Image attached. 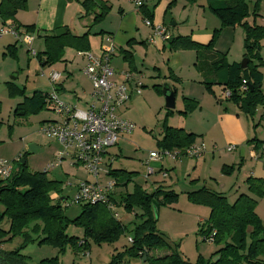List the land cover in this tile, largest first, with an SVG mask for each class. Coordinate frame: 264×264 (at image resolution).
<instances>
[{
    "label": "rangeland",
    "instance_id": "374dc122",
    "mask_svg": "<svg viewBox=\"0 0 264 264\" xmlns=\"http://www.w3.org/2000/svg\"><path fill=\"white\" fill-rule=\"evenodd\" d=\"M246 1L248 4H251V6L255 3V0ZM186 2L187 6L184 7V9L180 1H177V4L178 10L183 11L181 24L186 27L187 30L193 26L195 18L197 22L199 24L202 23L201 26H203L202 14L205 12L207 13V19L204 18V20L207 26H212V21H215L216 24L219 22L217 17L209 10L206 0H190ZM257 7L261 17H256L255 22L257 24L260 23L264 28V0H260ZM187 18H189V22H186ZM168 20L171 21L172 19L168 17ZM214 28H216V30L219 29L218 27ZM234 29L235 30H232L230 33L229 44L226 45L227 48H229L228 55L223 56L226 64L232 59L235 62L233 64L240 66L243 62V41L240 28ZM222 31L224 33L223 37L227 38V33L230 31H227V28H225L219 32L221 33ZM234 31L235 33H233ZM2 38L0 39V43H2ZM37 41L39 40H36L32 48L35 51H40L41 47H38ZM224 41L226 44L228 38ZM217 43L218 41L216 39L214 45L216 46ZM18 49H20V54L22 53L23 56L20 57L19 55V58L16 60L3 57V50L1 49L0 51V160L10 162L12 164L13 173L20 170L19 159H24L26 172L43 173L46 172L47 165L55 159L57 153L55 155L53 154L54 149L59 148L60 151V147L53 139H48L41 135L39 133V128L42 124V120L51 117V120L48 119L46 122L57 121L58 118L51 111L50 105L38 113L26 115L24 118L15 116L14 110L17 105L22 104L24 98L30 99L35 92L47 94L51 92L52 88L48 80L45 76H40V71H43L45 74H48L50 70L56 71L59 69L61 62H56L51 67L40 68L35 58H29V55L24 52L23 48ZM261 51L264 56V48L262 50L261 47ZM40 52H43V49ZM192 69L193 67L190 68L191 71ZM260 71L264 72V67H261ZM183 79L188 80L185 74H183ZM184 80V83L182 81H175V83H178V86L172 85L177 88L176 93L174 89L172 90L176 94V96L174 94V100L175 98L176 100L174 101L173 109H167L165 106L163 91L166 88L165 85L160 82L158 84H160L161 95L156 93L157 96L151 95L146 98L140 96L141 94L139 96H134L135 98L133 99L135 102L131 105L127 104V110L120 112V109H118L116 111V114L120 116V118L130 121L134 125V130L129 135L122 136L117 146L115 145V147L111 149L108 148V153L113 156V159L110 163L104 158L101 169L106 170L107 173L108 171L115 172L113 175L109 176L110 178H114L117 182V186L112 195L114 206L110 213L112 215L116 214L114 218L127 229L124 235L114 243L102 242L96 244L92 240H88L89 248L86 251L80 252H76L70 245H67L62 252H59V250L53 246L47 244L39 245L36 242L23 245V241L20 237H13L10 240L6 238L0 246V250L9 253L19 249L20 254L24 256L30 264H39L42 260L52 258H56L58 264H124L118 263L113 257L116 256L117 253H121L124 247L130 245L127 243V238H131L130 231L133 229V224L140 222L139 218L142 212L135 206H132L131 210L127 211L124 205L120 204L121 198L133 194L137 189H140L146 194H151L158 188L156 187L154 189L156 183L163 182L165 188H161L160 191L168 192L171 190L174 192L176 198L173 202L166 204L163 196L158 198L161 204L157 207V210H155V226L157 232L165 239L167 248L151 252V256H162L170 254L175 250L180 259L186 264H196L199 259L209 261L212 255L221 247V245L205 242L200 234L202 224L205 223L209 217V209L205 206L191 203L186 194L200 187H205L207 189H212V187H214L215 191L220 193L216 186L218 183L224 187L222 194L225 196L227 202L232 204L234 200H236L234 198L238 195L247 194L248 186L245 180L248 178L247 176L251 171L255 174L254 178L264 180V156L254 160L245 156L244 165H240L239 169L237 166L231 175L227 174L225 177L228 178H221V170L216 171V169L220 168L218 163L214 167L202 166L200 168V170H203L202 172L200 170L193 172L192 165H189L188 168L182 165L169 170V165L174 163L170 162L167 158H163L160 162L149 163V166L155 169L156 173L145 179L144 163L147 160L149 152L158 150V142L163 136V124L174 129H184V126H186V128H191L193 130H211L210 124L214 119L213 115L215 111L208 104H202L201 106L204 99L203 96L201 97V86L195 83L185 82ZM7 83H11L21 91H24L23 97H9ZM151 86V83L145 81V86L141 88V93L143 91H150ZM56 88L58 98L61 102L65 101L69 104L80 106V104L71 100L69 93L62 92L63 88H61L60 91L58 86ZM260 90L264 96V84ZM214 92L218 96L219 89L215 88ZM191 101L198 102L199 104L196 108H192L191 112L184 115L179 114V112L188 111V107L193 105ZM221 101L223 104L220 106V111L223 110V108L233 107L231 101L222 98ZM263 107L264 102L256 106L253 116H244L242 114L240 116L244 125L246 126L247 124L249 126L252 136L255 135V138L261 142L255 153H260L261 147L264 146V120H261L259 117ZM170 112L172 114L168 115ZM55 118H57V120H55ZM30 144L37 146L39 150H36L35 153H31L28 149V145ZM204 145L205 147L207 146L206 151L209 152L211 147L206 143H204ZM227 146L224 143H218L215 146V150H213L216 153L215 156L218 157L220 154L226 153L225 148ZM226 154H238V150H233L231 154ZM192 160L194 159L182 161L183 163L186 161L194 163ZM161 169H163V171L168 170L170 177L162 178L158 173ZM46 178L60 185L62 190L60 196H62V198L68 197L70 199L77 185L84 181H93V177L88 175L81 167H70L68 160H65L60 167L47 171ZM103 180H105V178ZM192 180L197 181L195 182ZM54 197L55 195H52V198ZM253 198H255L256 201V214L264 226V194L260 198ZM61 208L64 216L71 221L80 214L82 205L67 206L63 202ZM8 228L9 221L5 218L0 223V229L6 232ZM65 234L67 237H74L80 240L84 238L83 229L72 225L67 227ZM129 264L141 263L131 260Z\"/></svg>",
    "mask_w": 264,
    "mask_h": 264
},
{
    "label": "trees",
    "instance_id": "16d2710c",
    "mask_svg": "<svg viewBox=\"0 0 264 264\" xmlns=\"http://www.w3.org/2000/svg\"><path fill=\"white\" fill-rule=\"evenodd\" d=\"M206 2L209 10L220 22L219 29L213 31L209 44L204 47L191 42L187 37H176L168 42L170 49L194 51L201 48L212 49L220 30L240 28L243 32L242 57L247 64L245 69L235 64H226L224 56L214 63V66L216 72L223 70L226 73V80L217 85L222 86L229 93L227 100L231 101L242 115L251 117L256 106L264 102V96L260 90L264 84V72L260 71V68L264 67V56L261 54L264 28L255 22L260 0H255L251 8L246 0H206ZM81 6L85 15L90 14L89 12L95 14L94 25L99 24L110 10L106 3L96 0H85ZM96 6L98 11L94 9ZM143 6L139 10L143 9ZM24 8L25 0H1L0 20L3 23L1 25H4L7 20H12L16 13ZM144 15V19L151 21V15L147 11H144ZM11 24L20 29L16 24ZM24 29L26 32L33 30L31 26H25ZM87 36L88 32L79 38L70 37L68 33L59 38L54 34L44 36V50L37 52L36 56L39 67H51L58 62L62 50L67 46H72L77 52L88 51ZM18 44L15 42V45ZM15 45L7 47L2 56L16 60ZM6 85L9 97H23L24 91L11 83ZM213 85L207 82L204 84V89L212 94ZM242 87H246V90ZM152 88L161 95L160 86ZM46 96L47 94L35 92L30 99L24 98L22 104L15 108L14 115L24 118L26 115L38 113L45 108ZM191 102L193 105L188 107V111H182L179 114L184 115L197 107V102ZM171 114V112L168 113V115ZM162 128L163 136L158 142V149L182 151L189 148L200 137L187 133L183 129L168 127L166 124H163ZM21 160L24 161L19 159V162ZM235 168L224 166L221 168V173L230 175ZM237 168L239 169L240 165ZM25 169V162L20 163V170L11 172L8 178L0 180V223L5 218L9 221L8 231L0 229V246L6 238L10 240L13 237H20L23 245L35 242L39 245L47 244L57 248L59 252L70 245L76 252H80L89 248L88 240L96 244L114 243L127 231L109 210L100 204L82 205L80 214L74 220H68L61 210L63 200L66 198L62 199L60 196L62 192L60 185L48 180L47 172L29 173ZM113 173L115 172L108 171L107 174L110 176ZM245 181L249 195H238L232 204H229L222 194L205 187L186 194L191 203L209 209V217L200 229L202 237L206 238L214 232L212 244L221 245L209 261L199 259L196 264H264V226L256 214V201L253 198L263 196L264 180L248 177ZM52 195L55 197L52 198ZM160 196H163L165 204L173 202L176 198L173 191L162 192L159 188L151 194L137 189L133 194L121 198L120 204H123L127 211L135 206L142 213L140 222L133 224V229L130 231L132 244L124 247L121 253L113 257L118 263L129 264L132 260L141 264H186L175 250L162 256L150 254L167 248L165 239L157 232L155 226V210L161 204L158 200ZM111 201L114 202L113 197ZM69 225L81 227L84 238L80 240L67 237L65 232ZM143 257H145L144 263H142ZM214 258L218 259L215 261ZM0 264L30 263L17 249L9 253L0 250ZM39 264H58V260L45 259Z\"/></svg>",
    "mask_w": 264,
    "mask_h": 264
},
{
    "label": "crops",
    "instance_id": "0c3cea01",
    "mask_svg": "<svg viewBox=\"0 0 264 264\" xmlns=\"http://www.w3.org/2000/svg\"><path fill=\"white\" fill-rule=\"evenodd\" d=\"M83 1L85 0H25V8L19 10L12 20L5 21V24L14 23L24 31L25 26H31L33 30L28 33H31L33 36L34 40L32 45H34L38 39V47L40 46L41 50H44V36L50 34L55 35V31L58 29L64 30V34L59 37H63L68 33L70 37L79 38L88 32L86 38L88 51L94 54L101 53L102 46L105 44L104 38L110 37L114 45V52L110 59V66L115 72L112 80L121 82L122 78L118 74L122 71H132L140 78L142 88L145 86V81L152 84L150 91H143L141 93L140 96L143 98L151 95L157 96L152 87L160 86V84H158L160 82L165 85L166 90L172 91L174 89L176 93L177 88L172 85L178 86V83H175V81L183 82V74L188 78V80H184L185 82L187 81L200 85L201 97L203 96L204 98L201 106L202 104H208L215 111L213 115L214 119L210 124L211 130H193L191 128H186V126H184L183 130L187 133L200 136L195 143H206L211 147V150L209 152L206 151L201 158L192 160L194 163H190V161L183 163L182 160H191L187 158H179L174 161L170 160V162L174 164L169 165V170L182 165H185L186 168L192 165V170L194 172L200 170L204 165L214 167L218 163L220 168L216 169V171H220L224 166H233L235 168L239 165H244L245 156L253 160L254 155H256L257 159L262 157L261 152L255 153L261 142L255 138V135L252 136L249 126L247 124L246 126L244 125L240 117L241 113L237 108L232 105L233 107L223 108V110L220 111V106L223 104L221 98L227 100V92L222 86L217 85V83L226 80V73L223 70L216 72L214 63L220 60L223 55H228L229 48H227L226 45L229 44V36L231 31L235 30L234 28H227V31L230 32L227 33L228 42L226 44L224 40L227 38L223 37L224 33L222 31L217 38L218 43L216 46L214 45L212 49L201 48L195 51L187 49L171 50L170 43L162 42L157 38L154 39L152 43L148 42L152 32L150 28L144 25V11H147L148 14L151 15V22L162 24L167 27L171 38L187 37L191 42L204 47L211 41L213 31L216 30L214 27L219 28V22L216 24L215 21H212V26H207L204 20V18L207 19V13L205 12L202 14L203 26H201L202 23L199 24L195 18L193 26L187 30V28L181 24L183 11L178 10L177 4V1H180L184 9V7L187 6L186 0H146L141 10L136 9L131 2L126 0H96L106 3L110 7V10L99 24L94 25L93 19L95 14L89 12L90 14L85 15V11L81 6ZM248 5L250 8L253 6H251V4ZM94 9L95 11L99 10L98 6L94 7ZM257 15V17H261L259 10ZM168 17L172 20H168ZM248 21L250 22V20ZM186 22H189V18H187ZM1 24L3 23L0 20V27L2 26ZM257 25L263 27L260 23ZM233 33H235V31ZM241 37L243 41L242 30ZM263 41L264 40L261 41L262 50L264 48ZM15 42L16 40L11 36H4L2 38V43H0V51L1 49L3 50L2 54L6 52L7 47L15 45ZM18 48H23L24 52L28 55L27 50L21 44H18L15 45L14 49L16 59L19 58V55L20 57L23 56L22 53L20 54V49ZM76 52L77 51L72 46H67L62 50L60 60L58 61L61 62V65L59 69L56 70L61 74L57 86L59 87V91L63 88L62 92L69 93L71 100L80 104V106L69 104L62 100L63 102L80 109H85L89 102L91 84L81 72L85 64L84 59L78 57ZM233 63L235 62L230 59L228 65H232ZM192 67L193 69L191 71L190 68ZM207 82L214 84L211 88L212 94L206 92L203 87ZM215 88L219 89L218 96L214 92ZM41 94L44 95L47 93ZM134 96L137 95H131L129 101L120 108V112H124L128 109L127 104L131 105L135 102L133 99L135 98ZM46 107L45 105V108ZM259 117L261 120H264L262 110ZM48 119L51 120V117ZM48 119L42 120L41 123L46 122ZM55 120H57V118H55ZM53 141L58 144L57 141ZM218 143H224L226 146L233 145L235 147L234 150H238V154L227 155L226 153L231 154L233 151H226V153L216 157V153L213 150H215V146ZM118 144L117 142L116 146ZM35 147L39 150L37 146ZM114 147L115 146L111 148ZM58 151L59 148L54 149L53 154L55 155ZM104 158L110 163L113 159V156L108 153V149L103 156V160ZM69 166L76 167L70 164ZM166 171L168 172V177H170L169 171ZM200 171L202 172L203 170ZM254 175V172L251 171L247 177L250 176L254 178ZM220 176L223 178L227 175L221 174ZM192 181L196 182L197 180ZM216 186L220 194H222L224 187L218 183ZM156 187L159 189L165 188L163 182L156 183L154 189ZM167 187L170 188L169 186ZM209 189L216 192L214 187ZM246 195H249V193L247 192Z\"/></svg>",
    "mask_w": 264,
    "mask_h": 264
},
{
    "label": "built area",
    "instance_id": "2783aa9c",
    "mask_svg": "<svg viewBox=\"0 0 264 264\" xmlns=\"http://www.w3.org/2000/svg\"><path fill=\"white\" fill-rule=\"evenodd\" d=\"M131 2L136 9H140L146 0H126ZM144 25L150 28L152 34L149 43L154 39L162 42L171 41V35L167 27L162 24L153 23L144 19ZM4 36H11L19 44L24 46L30 58L37 56V51L32 48L33 36L11 23L0 27V39ZM100 54L89 51L76 52L78 57L84 59V66L81 70L83 76L90 82L91 91L89 102L85 109H78L59 100L57 95V82L61 74L50 70L48 74L40 71V76H45L51 86V92L45 98V105H50L51 111L58 118L57 121L43 122L40 125L39 133L48 139L57 141L60 151L46 167V172L58 168L65 160L71 166L81 167L93 181H84L76 186L73 196L65 197V205H95L105 206L109 212L114 206L111 197L117 185L114 178H110L107 171L101 169L103 156L108 148L116 145L118 140L129 135L134 130V125L125 119L120 118L116 111L123 107L131 95H140L142 83L140 78L132 71H122L118 75L121 82H115L112 77L115 72L110 66V59L114 52L113 41L110 37L104 38ZM246 90V87H242ZM229 93H226V97ZM264 117V107L262 109ZM233 145H228L225 150L231 152ZM206 153V147L202 143H194L185 150H163L158 149L149 152L145 161V175L147 179L153 176L156 171L149 166L151 162H160L163 158L177 160L179 158L199 159ZM261 156H264V146L261 147ZM257 159L256 155L253 156ZM12 172V164L0 160V179H6ZM158 173L162 178L168 177L167 171L163 169ZM105 178V180H103ZM63 199V198H62ZM116 214H113L115 217ZM214 232L203 238L205 242H213ZM127 243L132 244V239L127 238ZM81 244V243H79Z\"/></svg>",
    "mask_w": 264,
    "mask_h": 264
},
{
    "label": "water",
    "instance_id": "95a60500",
    "mask_svg": "<svg viewBox=\"0 0 264 264\" xmlns=\"http://www.w3.org/2000/svg\"><path fill=\"white\" fill-rule=\"evenodd\" d=\"M64 34V30L63 29H58L57 31H55V36L59 37L60 35ZM246 60L243 59V62L240 65L241 69H245L246 67ZM163 95H164V99H165V106L167 109H173L174 108V92L173 91H169V90H164L163 91ZM28 149L30 150L31 153H35L37 148L35 147V145L30 144L28 145ZM24 161L21 160L20 163L22 164ZM218 258H214V260L216 261ZM145 261V257H143L142 263H144Z\"/></svg>",
    "mask_w": 264,
    "mask_h": 264
}]
</instances>
